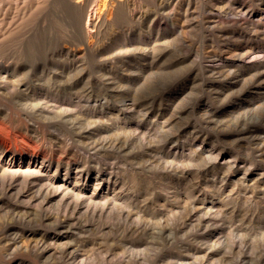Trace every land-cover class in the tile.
Masks as SVG:
<instances>
[{
    "label": "rangeland",
    "instance_id": "obj_1",
    "mask_svg": "<svg viewBox=\"0 0 264 264\" xmlns=\"http://www.w3.org/2000/svg\"><path fill=\"white\" fill-rule=\"evenodd\" d=\"M58 1L0 0V264H264V0Z\"/></svg>",
    "mask_w": 264,
    "mask_h": 264
},
{
    "label": "bare ground",
    "instance_id": "obj_2",
    "mask_svg": "<svg viewBox=\"0 0 264 264\" xmlns=\"http://www.w3.org/2000/svg\"><path fill=\"white\" fill-rule=\"evenodd\" d=\"M58 0H56V2H57ZM63 1V0H62ZM92 0H75L74 1V10H75V14H76V16L78 17L77 19L80 21V24H81V27H80V34H81V36H82V38L85 40V41H89V40H91L98 32H100V29L102 28V27H104L106 24H108L109 22H108V18H110L111 16H109V17H107V15H108V13H110L111 12V9L113 8V7H115V5H117L116 3L118 2V0H97V2H96V4H95V6H90L91 4H90V2H91ZM58 3H59V1H58ZM61 3V2H60ZM60 3H59V5L58 6H60ZM120 3V2H119ZM118 3V4H119ZM120 5V4H119ZM237 7V6H236ZM71 9V8H70ZM63 11H64V9H63ZM25 12V11H24ZM69 12V11H68ZM114 12V11H113ZM116 12V11H115ZM65 14H66V12H65ZM66 15H68V14H66ZM111 15H113V13L111 14ZM73 16H74V14H73ZM70 16H68L67 17V19L69 18ZM113 17H114V15H113ZM118 17V16H117ZM15 18H16V14H15ZM11 19V18H10ZM70 19H72V18H70ZM73 19H75V18H73ZM118 19V18H117ZM17 20V19H16ZM69 20V19H68ZM112 20H113V18H112ZM3 21V20H2ZM1 21V22H2ZM71 21V20H70ZM110 21V20H109ZM74 22H75V20H74ZM114 22V21H113ZM11 23V22H10ZM16 23V22H15ZM69 23V22H68ZM71 23V22H70ZM112 23V22H111ZM77 25H79L78 23H77ZM0 26H1V24H0ZM6 26V25H5ZM4 26V27H5ZM13 26V25H12ZM14 26H15V24H14ZM80 26V25H79ZM78 26V27H79ZM108 26V25H107ZM3 27V29L5 30V28ZM70 28V27H69ZM106 28L107 27H105V30H106ZM11 29V28H10ZM77 29V28H76ZM79 29V28H78ZM71 30V29H70ZM69 30V31H70ZM102 30V29H101ZM104 30V29H103ZM0 31H2V30H0ZM72 31V30H71ZM11 32H12V29H11ZM14 32V31H13ZM10 33V32H9ZM18 33H20V32H18ZM1 34H2V32H1ZM70 35V34H69ZM4 36H6V33H5V35ZM1 37V36H0ZM9 37V36H8ZM18 37V36H17ZM21 37V36H20ZM19 37V38H20ZM96 37V36H95ZM73 38V37H72ZM5 39V38H4ZM4 39H2V40H4ZM8 39H10V38H8ZM18 39V38H17ZM1 40V41H2ZM73 40V39H72ZM75 40V39H74ZM10 41H13V44L14 43H16V42H14L15 40H10ZM78 41V40H77ZM80 41V40H79ZM92 41H93V39H92ZM6 42V41H5ZM8 42H9V40H8ZM19 42V41H18ZM18 42H17V44H18ZM22 43V42H21ZM76 43V42H75ZM74 43V44H75ZM78 43V42H77ZM76 43V44H77ZM81 43V42H80ZM93 43V42H92ZM4 44H6V43H4ZM10 44V43H9ZM12 44V43H11ZM84 44V43H83ZM1 45V44H0ZM78 45V44H77ZM80 46H81V44H79ZM88 45V44H87ZM90 45H91V43H90ZM3 46V45H2ZM1 46V47H2ZM17 46V45H16ZM5 47H8V45L7 46H5ZM21 47V46H20ZM19 47V48H20ZM24 47V46H23ZM79 47V46H78ZM86 47V46H85ZM84 47V48H85ZM12 48H14V47H12ZM79 48H82V47H79ZM92 48H93V46H92ZM6 49V48H5ZM10 49V48H9ZM8 49V50H9ZM17 49H18V47H17ZM16 49V50H17ZM24 49H25V47H24ZM24 49H22V50H24ZM65 49V48H64ZM90 49V48H89ZM96 49V48H95ZM7 50V51H8ZM19 51H20V49H18ZM17 50V51H18ZM33 50H35V49H33ZM26 51V50H25ZM15 52V51H14ZM40 52V51H39ZM60 52V51H59ZM64 52V51H63ZM74 52V51H73ZM1 53H3V52H1ZM5 53V52H4ZM57 53V52H56ZM26 54V53H25ZM76 54V53H75ZM5 55H6V53H5ZM8 55V54H7ZM39 55V54H38ZM37 55V56H38ZM50 55H51V53H50ZM73 55V54H72ZM18 56V55H17ZM16 56V57H17ZM43 56V55H42ZM46 56V55H45ZM58 56V55H57ZM7 57V56H6ZM12 57V56H11ZM49 57V56H48ZM61 57V56H60ZM63 57V56H62ZM5 58V57H4ZM3 58V59H4ZM45 58V57H44ZM54 58H56V57H54ZM5 59H7V58H5ZM51 59V58H50ZM49 59V60H50ZM2 60V59H1ZM9 60H10V58H9ZM27 60V59H26ZM4 61V60H3ZM20 61V60H19ZM23 61V60H22ZM7 62V61H6ZM4 63H5V61H4ZM17 63V62H16ZM46 63V62H45ZM6 64V63H5ZM14 64V63H13ZM8 66V65H7ZM13 66V65H12ZM26 66V65H25ZM3 67V66H2ZM26 68V67H25ZM52 68V67H51ZM2 69V68H1ZM57 69V68H56ZM17 70V69H16ZM43 70V69H42ZM6 71V70H5ZM13 71V70H12ZM25 71H27L26 69H25ZM47 71V70H46ZM53 71V70H52ZM20 72V71H19ZM23 72V71H22ZM28 72V71H27ZM6 73V72H5ZM25 74V73H24ZM42 74V73H41ZM57 74V73H56ZM4 75V74H3ZM13 75V74H12ZM15 75V74H14ZM5 76V75H4ZM10 76V75H9ZM17 76V75H16ZM19 76H21V75H19ZM13 77V76H12ZM57 77V76H56ZM9 78V77H8ZM19 78V77H18ZM14 79V78H13ZM20 79V78H19ZM56 79V78H55ZM8 80V79H7ZM17 80V79H16ZM16 80H14V81H16ZM57 81V80H56ZM7 83H8V81H7ZM10 83V82H9ZM8 83V84H9ZM19 83V82H18ZM45 83V82H44ZM48 84V83H47ZM9 85H11V84H9ZM17 85V84H16ZM18 86V85H17ZM9 87V86H8ZM12 87V86H11ZM2 88V87H1ZM5 88V86L3 87V89ZM17 88V87H16ZM10 89V88H9ZM9 89H7L8 91L7 92H9ZM17 90V89H16ZM2 91V90H1ZM6 92V91H5ZM19 93V92H18ZM7 94V93H6ZM11 94H12V92H11ZM21 95V94H20ZM10 97H11V95H9ZM7 97V96H6ZM15 98V97H14ZM17 98V97H16ZM24 98H26L25 96H24ZM20 99V98H19ZM5 100V99H4ZM18 100V99H17ZM21 100V99H20ZM25 100H28V99H25ZM19 102V101H18ZM25 103H26V101H24ZM20 103V102H19ZM27 104V103H26ZM21 105V104H20ZM11 106V105H10ZM10 106H8V107H10ZM23 106V105H22ZM6 107V106H5ZM8 107H6L7 109H11V108H8ZM43 108V107H42ZM42 108H40V110L42 109ZM7 111V110H6ZM38 111V110H37ZM42 111V110H41ZM13 112V111H12ZM5 114V113H4ZM3 114V115H4ZM10 114V113H9ZM1 115V114H0ZM12 115V114H11ZM2 116V115H1ZM3 117H5V116H3ZM14 118V117H13ZM1 119V118H0ZM10 119V118H9ZM15 119V118H14ZM17 120H18V118H17ZM16 120V121H17ZM1 123V122H0ZM25 123V122H24ZM4 124V123H3ZM13 124V123H12ZM1 125V124H0ZM2 126V125H1ZM3 127H4V133H5V131H6V128L8 127H6L5 128V126H2V131H3ZM9 128V127H8ZM31 128V127H30ZM8 130V129H7ZM9 131V130H8ZM7 131V134L9 133ZM25 132V131H24ZM29 132V131H28ZM3 133V132H2ZM20 133V132H19ZM30 134H31V132H29ZM6 134V133H5ZM4 134V135H5ZM6 134V135H7ZM21 134H22V131H21ZM4 135H2V136H4ZM12 135H14V133L12 134ZM19 136H20V134H19ZM24 136V135H23ZM1 137V136H0ZM16 137V136H15ZM21 137H22V135H21ZM26 137V136H25ZM14 138V137H13ZM7 139H10V137L9 136H7V138L6 139H2V138H0V148H4V147H6L7 146V144H8V140ZM17 139H19L20 140V138H17ZM11 140V139H10ZM14 140H16V139H13V141ZM21 140H22V138H21ZM25 139H23L22 141H24ZM12 141V143L13 144H15L14 142ZM21 141V142H22ZM27 141V140H26ZM10 142V141H9ZM19 142V141H18ZM28 142V141H27ZM26 143V142H25ZM25 143H24V145H25ZM19 145H20V143H18ZM28 145V144H27ZM18 146V145H17ZM16 146V147H17ZM26 147V146H25ZM32 147H34L33 149H35L36 147L35 146H32ZM30 148V147H29ZM28 148V149H29ZM33 149H31V150H33ZM27 150V149H26ZM34 151V150H33ZM42 154V153H41ZM19 157V156H18ZM52 157V156H51ZM24 158V157H23ZM48 159V158H47ZM46 159V160H47ZM23 160V159H22ZM8 161V160H7ZM26 161V160H25ZM50 161V160H49ZM16 162V161H15ZM29 163H31V165H30V167H32L33 168V170H35V171H37V172H39V173H42L41 171H46V168H44V164L42 163V160L41 161H37L36 160V158L34 157V158H31L30 160H29ZM24 164V163H23ZM22 164V165H23ZM49 165V164H48ZM59 165V164H58ZM2 166V165H1ZM48 168V167H47ZM15 170V169H14ZM24 170H26V169H24ZM27 173V172H26ZM34 174V173H33ZM36 174V173H35ZM45 175V174H44ZM77 177V176H76ZM46 178H49V177H46ZM42 183V182H41ZM44 183V182H43ZM49 183V182H48ZM54 184V183H53ZM62 184V183H61ZM63 185V184H62ZM55 186V185H54ZM60 186V185H59ZM59 188V187H58ZM61 190V189H60ZM62 191V190H61Z\"/></svg>",
    "mask_w": 264,
    "mask_h": 264
}]
</instances>
